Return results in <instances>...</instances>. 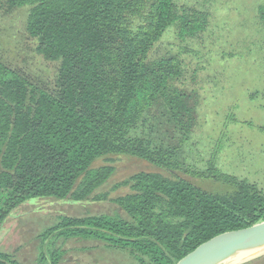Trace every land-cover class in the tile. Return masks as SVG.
<instances>
[{"label":"trees","instance_id":"16d2710c","mask_svg":"<svg viewBox=\"0 0 264 264\" xmlns=\"http://www.w3.org/2000/svg\"><path fill=\"white\" fill-rule=\"evenodd\" d=\"M15 10L24 11L22 34L44 64L30 72L0 54V219L24 203L81 202L114 172L92 164L119 154L145 158L167 175L138 172L134 193L110 200L118 209L59 215L61 224L43 237L86 232L132 246L153 264H174L211 237L264 219L262 192L242 182L202 188L161 156L151 158L165 149L150 148L152 138L143 136L140 112L150 102L156 131L166 112L172 127L187 118L193 124L195 92L178 86L180 52L153 53L172 29L179 41L197 38L209 12L177 0H0V13ZM255 13L264 30V3Z\"/></svg>","mask_w":264,"mask_h":264},{"label":"rangeland","instance_id":"374dc122","mask_svg":"<svg viewBox=\"0 0 264 264\" xmlns=\"http://www.w3.org/2000/svg\"><path fill=\"white\" fill-rule=\"evenodd\" d=\"M177 1L209 12L207 28L189 41L176 39L172 29L156 45L153 55L180 52L184 73L178 86L195 92L191 100L194 121L190 125L187 118L184 126H173L179 127L176 130L165 123L169 115L166 112L161 116L163 126L156 131L157 110L149 101L151 107L140 112L145 126L143 136L152 138L150 148L162 145L165 149L162 155L151 158L161 156L165 164L177 166L179 174L202 188L218 191L225 181L242 182L264 194V30L255 13L256 5L264 0ZM23 13H0V54L30 72L42 70L44 61L28 49L22 34ZM154 164L127 154L96 160L91 168H114L105 183L78 203H24L4 223L11 231L0 245V252L17 264H153L150 257L132 246H109L105 238L89 237L86 232L60 236L56 227L61 224L59 215L110 213L117 208L111 199L134 193L132 176L141 171L167 175ZM98 194L104 199L92 201ZM52 228H56L54 232L42 236ZM248 264H264V257Z\"/></svg>","mask_w":264,"mask_h":264},{"label":"water","instance_id":"95a60500","mask_svg":"<svg viewBox=\"0 0 264 264\" xmlns=\"http://www.w3.org/2000/svg\"><path fill=\"white\" fill-rule=\"evenodd\" d=\"M64 202L79 201L61 200L54 203ZM262 256H264V219L245 228L215 235L174 264H244Z\"/></svg>","mask_w":264,"mask_h":264},{"label":"flooded vegetation","instance_id":"af4514ba","mask_svg":"<svg viewBox=\"0 0 264 264\" xmlns=\"http://www.w3.org/2000/svg\"><path fill=\"white\" fill-rule=\"evenodd\" d=\"M23 204H20L19 206H17L16 208H14L13 210L9 211L6 216L2 217L0 219V245L3 243V241L7 238V235L10 233L11 231V227L9 228L8 226H4V223L6 222V220L8 218H13L15 216V214H13L12 212L17 213V210L20 206H22ZM14 259H10L9 255L6 253H2L0 252V264H15L14 263ZM17 264V263H16Z\"/></svg>","mask_w":264,"mask_h":264}]
</instances>
